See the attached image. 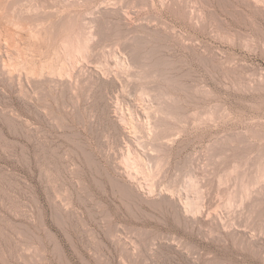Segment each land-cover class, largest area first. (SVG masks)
<instances>
[{
    "label": "rangeland",
    "instance_id": "374dc122",
    "mask_svg": "<svg viewBox=\"0 0 264 264\" xmlns=\"http://www.w3.org/2000/svg\"><path fill=\"white\" fill-rule=\"evenodd\" d=\"M0 5V264H264V0Z\"/></svg>",
    "mask_w": 264,
    "mask_h": 264
},
{
    "label": "bare ground",
    "instance_id": "6f19581e",
    "mask_svg": "<svg viewBox=\"0 0 264 264\" xmlns=\"http://www.w3.org/2000/svg\"><path fill=\"white\" fill-rule=\"evenodd\" d=\"M13 1V0H12ZM12 3V2H11ZM16 3V2H15ZM60 3V2H59ZM18 5V4H17ZM1 6V5H0ZM10 6V5H9ZM16 6V5H15ZM14 8V7H13ZM12 10V9H11ZM259 10V9H258ZM1 14V13H0ZM76 37V36H75ZM82 44V43H81ZM87 44V43H86ZM66 45V44H65ZM75 46V45H74ZM86 46V45H85ZM68 47V46H67ZM72 47H73V45H72ZM77 48H78V46H77ZM77 48H76V50H77ZM80 48V47H79ZM83 48V47H82ZM68 50V49H67ZM70 51V50H69ZM75 50H73V52H74ZM80 53H81V50H78ZM86 51V50H85ZM66 52V51H65ZM84 52V51H83ZM68 53V52H67ZM66 53V54H67ZM70 53V52H69ZM85 53V52H84ZM72 54V53H71ZM73 56V55H72ZM11 72H9V74H10ZM11 75V74H10ZM52 75H54V74H52ZM31 81H32V79H31ZM143 96V95H142ZM143 104V103H142ZM143 113V112H142ZM138 117V116H137ZM164 119V118H163Z\"/></svg>",
    "mask_w": 264,
    "mask_h": 264
}]
</instances>
